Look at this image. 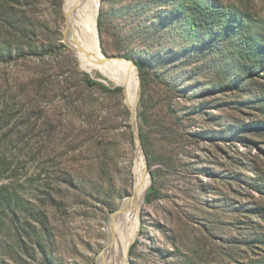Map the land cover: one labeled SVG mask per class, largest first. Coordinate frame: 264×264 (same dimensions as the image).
I'll return each instance as SVG.
<instances>
[{
  "label": "rangeland",
  "instance_id": "rangeland-1",
  "mask_svg": "<svg viewBox=\"0 0 264 264\" xmlns=\"http://www.w3.org/2000/svg\"><path fill=\"white\" fill-rule=\"evenodd\" d=\"M191 1L99 0L106 55L151 62L145 88L132 68L135 128L124 88L75 59L67 0H28L22 10L48 28L23 57L0 62V264H106V225L135 193L136 132L162 186L144 202L129 263L264 264V76L232 86V55L183 56L199 40ZM200 1L246 18L264 46V0ZM220 84L232 87L212 89Z\"/></svg>",
  "mask_w": 264,
  "mask_h": 264
},
{
  "label": "trees",
  "instance_id": "trees-1",
  "mask_svg": "<svg viewBox=\"0 0 264 264\" xmlns=\"http://www.w3.org/2000/svg\"><path fill=\"white\" fill-rule=\"evenodd\" d=\"M28 4V0H0V62L14 61L17 58L23 57L25 55L24 47H32L35 40L40 36L39 33L43 35V30L48 28L47 25H42L35 21L30 17L28 12L26 13L22 10L24 8L26 9ZM137 7L140 11H149L147 5H138ZM126 9L129 8L127 7ZM115 12L120 13L119 10ZM232 12L228 11V9L213 7L211 3L192 0L187 7L188 19L191 22L190 28L193 32L192 35L195 34L199 40L195 41L193 47L188 49V52L191 53L183 56L195 59L199 55L206 57L211 53L218 55L223 60H227L229 55H232V60L234 61L232 64L234 65H231V67H234L233 71L235 72L233 86L234 83L245 81L247 77L256 74L262 76L261 73H263L264 76V46L259 44V42L257 43L251 37L252 35H249L250 28L248 27L247 19L241 17L238 13L234 14ZM109 15L107 10L105 11L104 9L99 13L98 28L101 37L104 32L105 20ZM158 17L160 19L161 17H165V15L163 16L161 14ZM170 26L168 25L167 28H171ZM198 30H201L205 34L203 42L200 41L202 38L199 36ZM219 46L223 48V51H220ZM55 48L58 47L56 45H50L46 48L45 53H52ZM103 51L107 54L105 49ZM33 54L37 56L43 55L42 52H35ZM117 54L118 56L135 61V64L139 68L143 87L148 86V80L153 76L150 59L136 58L130 53L123 52L122 49ZM210 63L213 64L212 61ZM219 72L225 74L226 70L221 69ZM155 75L161 76L159 73ZM163 80L164 78L161 79V83H163ZM86 82L92 86L100 85L98 82L92 81L89 76H87ZM165 84L170 86L171 89L174 88V82L172 80ZM232 86L220 84L215 85L212 89L223 90L231 88ZM116 91H120V89H116ZM243 127L244 129L249 128L247 125ZM211 136H213L212 132ZM142 141L148 157L149 167L152 169L159 160H157L155 154L153 155L151 143L145 134L142 135ZM161 162L167 169L176 167V161L174 159H167L165 162ZM161 171L162 169L160 167L156 170H151L153 182L146 193L145 202L147 204H151L155 199L159 198L162 184L159 181L158 173Z\"/></svg>",
  "mask_w": 264,
  "mask_h": 264
},
{
  "label": "bare ground",
  "instance_id": "bare-ground-1",
  "mask_svg": "<svg viewBox=\"0 0 264 264\" xmlns=\"http://www.w3.org/2000/svg\"><path fill=\"white\" fill-rule=\"evenodd\" d=\"M66 3V41L80 68L100 72L113 84L123 87L127 105L131 111L138 113L136 73L132 69L135 65L123 59L108 58L101 49L97 31L99 0H67ZM134 174L136 184L133 198L128 199L123 209L113 214L106 225V264H130V248L139 233L140 214L150 187L149 171L139 143Z\"/></svg>",
  "mask_w": 264,
  "mask_h": 264
},
{
  "label": "water",
  "instance_id": "water-1",
  "mask_svg": "<svg viewBox=\"0 0 264 264\" xmlns=\"http://www.w3.org/2000/svg\"><path fill=\"white\" fill-rule=\"evenodd\" d=\"M98 14H99V12H98ZM97 31H98V25H97ZM64 34H65V38H66V35H67V28L65 29ZM98 37H99V41H100V35H99V32H98ZM100 45H101V43H100ZM105 56L108 57V58L123 59V60H125V61L131 62L132 64H134V65L137 67V71H139V70H138V66L135 64V61H134V60H130V59H127V58H124V57H121V56H108V55H106V54H105ZM131 113H132V122H133L134 127L136 128V126H137V123H136V120H137V113H134L133 111H131ZM136 133H137V140H136V142L139 143L140 146H141V150H142L143 155H144V157H145V159H146V164H147V167H148L149 162H148V158H147L146 152H145L144 147H143V145H142V143H141V140H140V138H139L138 132H136ZM149 177H150V185H151L152 182H153V178H152V174H151V172H149ZM133 196H134V195L130 196L129 199L133 198ZM123 207H124V204L121 206V208H120L119 211H121V210L123 209ZM100 257H101V256H100Z\"/></svg>",
  "mask_w": 264,
  "mask_h": 264
}]
</instances>
